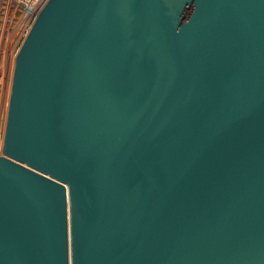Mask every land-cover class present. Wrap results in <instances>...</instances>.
I'll return each mask as SVG.
<instances>
[{
    "label": "water",
    "instance_id": "1",
    "mask_svg": "<svg viewBox=\"0 0 264 264\" xmlns=\"http://www.w3.org/2000/svg\"><path fill=\"white\" fill-rule=\"evenodd\" d=\"M0 264H264V0H48L15 59Z\"/></svg>",
    "mask_w": 264,
    "mask_h": 264
},
{
    "label": "rangeland",
    "instance_id": "2",
    "mask_svg": "<svg viewBox=\"0 0 264 264\" xmlns=\"http://www.w3.org/2000/svg\"><path fill=\"white\" fill-rule=\"evenodd\" d=\"M2 1L3 0H0V70L3 72L2 73L0 71V79L2 80V82L0 83L1 86L0 87L1 88L0 89V97H1L0 98V154H3V143H4L9 101H10L11 87H12V80L14 73V68L12 67H14L15 65V59L18 54V51L21 45L23 44L24 39L27 36L25 30L27 26V21L23 16L20 17V15L15 14L13 21H16L17 18L18 19L17 23H12L8 21L6 28L2 26L4 11L6 9V8L4 9V1L3 3ZM12 4L15 6L14 2L11 0L7 11L13 14L11 8L14 9L15 7H13ZM19 12L22 15L20 10ZM2 74L5 76H3ZM10 84L11 86H9Z\"/></svg>",
    "mask_w": 264,
    "mask_h": 264
},
{
    "label": "built area",
    "instance_id": "3",
    "mask_svg": "<svg viewBox=\"0 0 264 264\" xmlns=\"http://www.w3.org/2000/svg\"><path fill=\"white\" fill-rule=\"evenodd\" d=\"M14 3H17L19 1H22L20 3L22 5V16L27 21L26 26V35L29 33L34 20L36 19L38 13L41 11V9L44 7V5L47 3L48 0H12ZM17 1V2H16Z\"/></svg>",
    "mask_w": 264,
    "mask_h": 264
},
{
    "label": "bare ground",
    "instance_id": "4",
    "mask_svg": "<svg viewBox=\"0 0 264 264\" xmlns=\"http://www.w3.org/2000/svg\"><path fill=\"white\" fill-rule=\"evenodd\" d=\"M4 1V9H5V11H4V17H3V27H5L6 28V25H7V23H8V21H10V22H12V23H17L18 22V19L16 18V21H13V18H14V15L15 14H17V15H20V17H22V15L20 14V12H19V10L22 12V10H23V8H22V5L20 4V3H22L23 4V2L22 1H19V2H17V3H14L15 4V6L12 4V6L13 7H15L14 9L13 8H11V11L13 12V14L12 13H9L7 10H8V8H9V5H10V2H11V0H3ZM3 1H2V3H3ZM17 9V10H16ZM21 26V25H20ZM10 36V35H9ZM5 41V40H4ZM9 44V43H8ZM15 55V54H14ZM14 61V60H13ZM2 68H4V67H2ZM12 68H14V67H12ZM1 71V70H0ZM2 72V71H1ZM5 72V71H4ZM7 72V71H6ZM3 73V72H2ZM12 73V72H11ZM3 75V74H2ZM1 75V76H2ZM3 76H5V75H3ZM5 78V77H4ZM3 79V78H2ZM11 81V80H10ZM2 82V80L0 79V83ZM5 84V83H4ZM3 84V85H4ZM2 85V86H3ZM7 86V85H6ZM9 86H11V84L9 85ZM1 87V86H0ZM4 87V86H3ZM10 88V87H9ZM1 89V88H0ZM2 89H4V88H2ZM2 91V90H1ZM1 98V97H0Z\"/></svg>",
    "mask_w": 264,
    "mask_h": 264
}]
</instances>
